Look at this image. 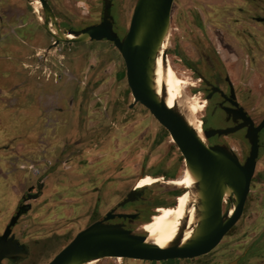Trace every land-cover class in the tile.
Masks as SVG:
<instances>
[{"label": "rangeland", "instance_id": "1", "mask_svg": "<svg viewBox=\"0 0 264 264\" xmlns=\"http://www.w3.org/2000/svg\"><path fill=\"white\" fill-rule=\"evenodd\" d=\"M109 1L114 31L121 38L127 32L136 0ZM216 1L218 2L174 0L169 22L171 29L167 48L168 50L170 47L169 54L187 53L191 57L196 56L191 44L194 37L209 32L211 26L205 14L210 11V7L218 6L215 4ZM49 2L62 25L78 28L97 22L101 18L102 0H49ZM198 17L204 21L206 19L200 27L197 26ZM35 33L37 37L35 44L37 48H42L46 45L47 39L43 38L38 30ZM37 53L38 57L35 58L39 67L37 72L44 67L42 70L44 74L37 73L40 80L36 81L45 83L44 86L49 92L61 93L59 99H54L57 105H54L56 108L53 109H62L63 113L58 119V124L51 123V129L63 132V135L62 138L52 139L57 143L54 155L57 156L62 149V159L69 160L71 166H68L67 171L58 169L50 176L41 199L26 202L31 206L30 212L19 220L14 229L18 240L26 243L31 249L29 258L22 264H47L87 223L89 213L78 212L81 202L72 201L71 195L75 194V191L68 190L67 194L70 196L62 194L64 192L62 183L66 179L79 177L78 172L84 173V179L96 177L100 172L101 176L114 184L117 201L125 185L128 182L133 183L139 177L142 168L145 175H150L148 172L155 170L176 172L179 175L182 169V156L177 147L169 143L168 133L146 109L140 105H132L130 91L125 81L123 61L111 43L100 41L60 44L48 53L40 49ZM42 55H45L46 61ZM174 64L177 69L179 68L181 79L195 83L194 75L177 61H174ZM187 87L184 89L187 95H194L199 89L196 84L194 87ZM55 114L57 113L53 112V115ZM50 156L54 158L53 155ZM258 172L253 185L255 197L251 196L244 217L212 253V264L231 260L251 244L254 248L260 245V249L258 252L255 250L249 252L244 264H255L257 259L264 258V235L259 236L257 228L252 227L257 213L262 215L258 218L260 224L264 220L262 211L264 185L258 184L261 182L260 173L264 175V170L258 168ZM18 173L21 177L26 174L20 171ZM72 183L75 184L76 181ZM16 186L17 183L12 179L0 178V233L19 204L18 199L14 202L12 200ZM165 189H156L157 194H153L151 202L162 199ZM60 195L64 199L62 202L57 199ZM76 196L74 197L77 198ZM255 201H258L259 208H256ZM64 204L67 205L65 215L68 218L53 226L47 224L46 217L49 211L61 209ZM49 205L51 206L48 207ZM42 210L47 211L46 214H41ZM78 213L80 215H77ZM133 233L141 234L137 230ZM115 260L102 259L97 264H139L130 260L120 261V258ZM2 264L9 263L4 261Z\"/></svg>", "mask_w": 264, "mask_h": 264}, {"label": "flooded vegetation", "instance_id": "2", "mask_svg": "<svg viewBox=\"0 0 264 264\" xmlns=\"http://www.w3.org/2000/svg\"><path fill=\"white\" fill-rule=\"evenodd\" d=\"M5 1L6 3H2L3 8L0 9V19L11 17L14 24L20 25L17 30L22 31L27 28L28 31H30L32 39L34 37L35 41L37 39L35 32L38 30L41 33V36L47 39V43L43 46L42 49L44 50L42 51L48 53L62 44L60 43L56 46H52L54 44V39L45 31L44 24L39 23L37 20L36 14L30 6L31 0ZM46 2L49 5L55 17L56 24L62 33H66V30L79 31L86 27L97 25L100 22V20H98L97 22L89 23L78 28L62 25L59 22V17L52 4L49 0H46ZM215 4H218V6L210 7V11L205 14V16L208 17L207 22L211 26L209 32L197 35L194 37L193 43L191 44L196 56L191 57L187 53L169 54L170 47L167 50L166 55L170 58L172 65L176 70L178 69L174 64V61H177L180 66L195 76L194 79L195 82H197L196 87L199 89L195 91L194 94H198L205 102L202 111L203 113L200 115L202 131L212 133L208 138L204 137L207 146H221L226 148L236 156L239 164L243 165L248 157L251 146L249 139L246 137L249 123H245L237 112L239 109H242L243 112H245V117L249 118V121L254 127H257L264 119V0H218ZM7 5H12L14 9H8V7H6ZM109 13L111 16L110 9ZM40 14L44 21L42 8ZM199 14L200 13H198V16H200ZM203 22H206V19L204 21V19L198 17L197 26L200 27ZM112 28L114 31L113 18ZM216 31H220V33H217ZM37 57L38 53L36 52L32 59L33 62L30 66H27L26 69H29L30 72H32L36 83L45 84L36 81L40 80V76H37V73L44 74V71H42L44 67H41L40 71L37 72L39 69L38 63L35 60ZM42 57L44 58L43 60L46 61L45 55H42ZM259 80L261 81L259 82ZM53 104L57 105L55 103ZM54 105L52 106L51 121L46 122L48 133L51 134V138L49 139L52 142L51 152L48 153V161L36 168H34L33 165L28 164L16 166L18 171L26 174H24L25 176H23L21 184L14 188V192H18V194L13 196L14 199L12 200L14 202L18 199L17 201L19 202L14 213L17 212L19 206H29V208L25 207L21 211L17 222L11 230L10 236H13V240L17 241L18 245L22 248L21 252L26 253L27 257L21 260L19 256H12L9 259L2 260L1 264L4 261L9 264H22L29 258L31 253L30 247L26 243L19 241L14 231L19 220L30 212L31 206L26 202L41 199L45 194L43 190L46 182H49L50 176L58 169L67 171L71 166L69 160L64 161L62 159V149L57 156L54 155V149L57 143H54L52 139L62 138L63 135V132L59 133L58 131H53V129H51V123L58 124V119L63 113L62 109H53V107L56 108ZM53 112L57 114L53 115ZM52 117L55 119L53 120ZM224 130L227 131L226 134L215 132ZM168 140L169 143L174 144L170 137ZM257 145L258 150L255 170L250 181L249 191L243 205L241 216L222 239L228 236V234L237 226L246 213L249 199L251 196H253V198L255 197L253 185L256 175L259 173L258 168L264 170V127L257 134ZM50 155H53L54 158L52 159ZM183 167H186V164L182 158V169ZM144 172L145 170L142 168L139 177L134 180L133 183L128 182L125 185V189L118 197L117 201H115L114 184L107 181L104 176H101L100 172L97 173L96 177H89L87 179H84L85 175L83 172L82 174L78 172L79 177L63 181L64 192L62 194L69 195L67 194V191L73 189L75 191V194L73 195H77V198L71 195L73 198L72 201L81 202L78 207V212H81V214L89 213L87 223L78 232L84 230L93 223L101 222L106 225H120L122 228L131 232L137 230L141 233V225L150 220L152 215L155 214L157 208L160 206H173L177 196H180L184 192L183 189L162 183H156L150 187H144L141 185V180L147 176ZM148 173L150 174L148 175L150 177H160L165 180H172L180 176V174L178 175L176 172L162 170L149 171ZM260 175L261 182L258 184L264 185V175L263 173H260ZM74 180L76 181L75 184L72 183ZM37 181H39V185L41 186L39 190H37ZM161 184L167 187H164ZM164 188L166 189L163 191L164 193L162 192L164 194L162 199H157L154 202H151V198H154L153 194L157 192L156 189ZM131 191L135 192L133 194V200L121 205L127 194ZM36 194H38L36 199H29L23 202V198L33 197ZM230 194H232L231 191ZM57 199L59 202L64 201L62 195L58 196ZM230 205V198L226 199L224 204L222 199L223 214L229 210ZM255 205L256 208H259L258 201H255ZM50 206L51 205L48 207ZM66 207L67 205L64 204L60 207L61 209L50 210L46 217V223L53 226L58 224L61 220L68 218V216L65 215ZM46 212L47 211L42 210L41 214L44 215ZM252 212H254V210ZM107 214H109L110 218L105 220ZM77 215L80 214L78 213ZM120 215H124L125 217H121ZM12 216L9 217L6 225L1 229L0 236L3 234ZM259 216L262 215L257 213L252 227H256V232H259V236H263L264 220L260 224V221H258ZM77 233H75V235ZM143 234L144 233H141V235ZM74 236L61 247L59 252L74 238ZM220 242L210 252L191 259L177 258L163 261H141L120 258V261L130 260L139 262V264H212L211 255L219 246ZM251 245L242 249V251L231 260L219 264H244V259L249 252L253 250L258 252V249H260V245L255 248L251 247ZM104 259L115 260V258ZM255 264H264V258L257 259Z\"/></svg>", "mask_w": 264, "mask_h": 264}, {"label": "water", "instance_id": "3", "mask_svg": "<svg viewBox=\"0 0 264 264\" xmlns=\"http://www.w3.org/2000/svg\"><path fill=\"white\" fill-rule=\"evenodd\" d=\"M38 1L44 13V29L54 39L52 46L60 43L78 44L104 40L116 48L124 64L125 81L130 91L132 105H141L168 133L185 164L198 179L203 208L196 236L182 247L160 249L146 243L145 235L135 234L120 225L97 222L78 232L48 264H85L90 260L104 258L141 261L191 259L213 250L241 216L255 170L258 150L257 134L264 127V119L257 127H254L249 118L245 117L242 109L237 112L245 123H249L246 137L251 144L248 157L244 164L240 165L236 156L226 148L207 146L201 142L175 111L157 99L151 87L152 64L169 28L173 0H136L128 30L122 38L113 31L109 0H102L100 22L79 31L66 30V33L74 36L71 40L64 38L46 0ZM49 21L57 30V37L49 32ZM215 132L227 133L225 130ZM211 134V132H203L205 138ZM40 188L37 181V190ZM225 188H229L235 197V208L230 216L227 212L222 213ZM134 193V191L129 192L121 205L132 201ZM37 197L38 194L22 200L25 202ZM25 207L29 208V206H19L0 236V264L2 260L12 256H19L21 260L27 257L26 253L21 252L22 248L17 241L13 240V236H10L12 228ZM109 218L107 214L105 220Z\"/></svg>", "mask_w": 264, "mask_h": 264}, {"label": "crops", "instance_id": "4", "mask_svg": "<svg viewBox=\"0 0 264 264\" xmlns=\"http://www.w3.org/2000/svg\"><path fill=\"white\" fill-rule=\"evenodd\" d=\"M2 3L6 1L0 0V9ZM18 26L11 17L0 19V178L20 185L23 177L16 166L36 168L48 161L52 142L46 122L61 93L49 92L26 69L37 50L44 49L37 48L27 28L18 31Z\"/></svg>", "mask_w": 264, "mask_h": 264}, {"label": "bare ground", "instance_id": "5", "mask_svg": "<svg viewBox=\"0 0 264 264\" xmlns=\"http://www.w3.org/2000/svg\"><path fill=\"white\" fill-rule=\"evenodd\" d=\"M30 6L36 14L39 23L44 24L40 14V2L31 0ZM48 30L53 36H58L57 30L51 21L48 22ZM63 35L67 40L74 39L71 34L63 33ZM170 35L171 29L169 27L154 57L151 71V87L157 99L163 101L166 107L175 111L187 126L195 132L199 140L205 143L199 116L203 111L205 102L198 94H185L184 89H187V86L194 87L197 82L189 83L181 79L179 71L173 67L171 60L166 55ZM156 183L174 186L183 189L184 192L177 196L173 206H160L157 208L150 220L141 225L140 231L144 233L146 243L160 249H168L173 246L182 247L196 236L198 225L202 219L203 208L198 179L186 165L180 178L165 180L160 177L147 175L141 180V185L144 187H150ZM230 191L229 188H225L223 194V204L226 199L230 198L231 200V205L227 211L228 216L233 213L235 208V197L231 196L233 194H230ZM98 261L94 259L85 264H97Z\"/></svg>", "mask_w": 264, "mask_h": 264}]
</instances>
